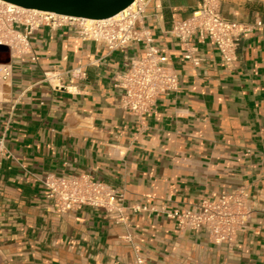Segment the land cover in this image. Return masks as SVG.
<instances>
[{"label": "crops", "instance_id": "obj_1", "mask_svg": "<svg viewBox=\"0 0 264 264\" xmlns=\"http://www.w3.org/2000/svg\"><path fill=\"white\" fill-rule=\"evenodd\" d=\"M218 1L223 18L261 26L238 43L230 65L210 43H196L197 68L167 30L200 0L150 1L143 25L179 87L140 119L120 108L115 87L138 45L109 52L70 27L32 33L37 60L11 63L0 109V264H264V0ZM0 62H9L4 51ZM79 174L121 195L120 212L56 213L42 179ZM241 187L253 213L232 243L179 231L164 213Z\"/></svg>", "mask_w": 264, "mask_h": 264}, {"label": "built area", "instance_id": "obj_2", "mask_svg": "<svg viewBox=\"0 0 264 264\" xmlns=\"http://www.w3.org/2000/svg\"><path fill=\"white\" fill-rule=\"evenodd\" d=\"M151 0H133L125 9L104 19H75L51 12L31 10L0 0V52H6L8 63L0 62V109L7 102L13 76V61L36 62L29 38L42 27L50 31L70 27L82 41L102 44L109 52L138 45L140 53L127 70L117 77L115 87L121 90L120 108L137 118L154 112L159 97L178 90L179 78L170 57L156 46V41L143 25ZM260 22L238 23L223 18L218 0H200L199 7L187 19L174 21L167 34L178 43L182 60L193 68L200 66L196 43H210L221 61L230 65L236 60L238 43ZM80 74V69L71 75ZM57 78L56 75L45 77ZM59 89V87H57ZM0 137V157L4 153ZM52 209L65 214L82 207L104 209L108 214L119 213L122 196L109 184L86 174L47 176L41 181ZM175 221L179 231H204L215 245L232 243L248 228L253 209L245 187L216 198L203 197L190 209L164 211ZM136 264H142L138 258Z\"/></svg>", "mask_w": 264, "mask_h": 264}, {"label": "water", "instance_id": "obj_3", "mask_svg": "<svg viewBox=\"0 0 264 264\" xmlns=\"http://www.w3.org/2000/svg\"><path fill=\"white\" fill-rule=\"evenodd\" d=\"M16 6L75 19H104L128 7L133 0H1Z\"/></svg>", "mask_w": 264, "mask_h": 264}, {"label": "bare ground", "instance_id": "obj_4", "mask_svg": "<svg viewBox=\"0 0 264 264\" xmlns=\"http://www.w3.org/2000/svg\"><path fill=\"white\" fill-rule=\"evenodd\" d=\"M90 20V19H89Z\"/></svg>", "mask_w": 264, "mask_h": 264}]
</instances>
